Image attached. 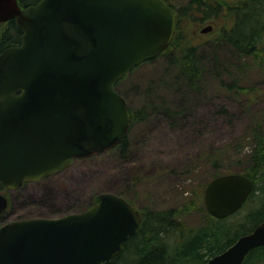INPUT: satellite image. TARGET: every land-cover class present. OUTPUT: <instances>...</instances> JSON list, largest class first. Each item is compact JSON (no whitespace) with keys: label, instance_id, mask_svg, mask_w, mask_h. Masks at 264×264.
Segmentation results:
<instances>
[{"label":"water","instance_id":"1","mask_svg":"<svg viewBox=\"0 0 264 264\" xmlns=\"http://www.w3.org/2000/svg\"><path fill=\"white\" fill-rule=\"evenodd\" d=\"M9 20L21 39L0 53V185L14 190L125 139L131 115L115 85L170 45L176 17L165 0H0V23ZM252 190L243 174L216 176L204 208L226 219ZM6 205L0 196V214ZM140 221L124 198L100 193L81 212L2 225L0 264H109ZM263 245L264 220L204 264H242Z\"/></svg>","mask_w":264,"mask_h":264},{"label":"trees","instance_id":"2","mask_svg":"<svg viewBox=\"0 0 264 264\" xmlns=\"http://www.w3.org/2000/svg\"><path fill=\"white\" fill-rule=\"evenodd\" d=\"M38 1L17 0L20 7ZM165 2L176 17L170 45L157 57L136 66L115 85L130 111L129 129L146 121L153 113H160L169 120L180 115L162 96L165 90L179 94L186 106L199 100L212 82L225 92L242 97L249 105L260 102L262 92L255 85L244 84L243 80L251 75L264 78V0ZM183 20L194 23L225 20L228 27L223 25L216 35L201 42L181 32ZM209 34H214L213 27ZM20 39L21 31L14 20L0 23V53L18 46ZM137 91L141 93L140 105L134 108L128 93ZM245 142L248 150L242 155ZM114 147L124 155L128 149L126 139ZM223 148L211 149L201 160L214 171L209 180L229 173H240L252 180L253 190L243 207L232 216L217 220L203 208V186H200L194 193L193 207L202 212L203 226L188 227L178 221V217L189 213L185 208L178 213L172 209L138 210L139 228L109 264H204L264 220V110H254L248 116L242 136ZM225 156L227 161L223 159ZM115 194L122 197L120 193ZM124 199L134 207L131 200ZM244 208L247 212L241 215ZM242 264H264V245L251 250Z\"/></svg>","mask_w":264,"mask_h":264},{"label":"rangeland","instance_id":"3","mask_svg":"<svg viewBox=\"0 0 264 264\" xmlns=\"http://www.w3.org/2000/svg\"><path fill=\"white\" fill-rule=\"evenodd\" d=\"M223 25L228 27L225 20L203 23L183 20L180 29L188 38L202 42L216 35ZM208 26L213 27L214 34L200 32ZM243 83L255 85L262 92L260 102L249 105L242 97H235L212 82L199 100L186 106L179 94L165 90L162 96L179 110L178 117L169 120L153 113L146 121L135 124L125 137L128 149L124 155L114 147L102 154L77 159L56 175L24 183L12 192L17 202L12 203L10 210L13 207L16 210L9 220L57 218L86 210L100 193H120L137 210L172 209L178 213L185 208L189 213L179 215L183 218L178 217V221L188 227L203 226L202 212L193 207L194 193L200 186L204 189L214 171L202 157L213 148L225 149L241 137L248 116L254 110H264V78L251 75ZM140 95L139 91L128 93L134 108L140 105ZM242 144L243 155L248 143ZM223 159L227 161L226 156ZM246 212L245 208L240 211L241 215ZM4 218L0 217V226Z\"/></svg>","mask_w":264,"mask_h":264},{"label":"flooded vegetation","instance_id":"4","mask_svg":"<svg viewBox=\"0 0 264 264\" xmlns=\"http://www.w3.org/2000/svg\"><path fill=\"white\" fill-rule=\"evenodd\" d=\"M15 190L17 189L12 190V189L7 188L5 185H0V196H3L7 202L5 210L0 214V217L5 216L4 223L2 225L15 221L14 219L9 220L10 216L13 215L14 211L16 210L15 207H13V209L10 210L12 203H14L15 205V203L17 202V198L15 196H12V192Z\"/></svg>","mask_w":264,"mask_h":264}]
</instances>
